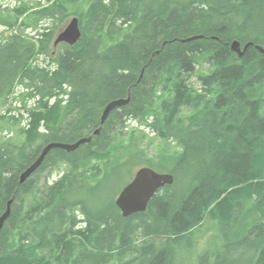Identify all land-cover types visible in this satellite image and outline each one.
<instances>
[{"label":"trees","instance_id":"1","mask_svg":"<svg viewBox=\"0 0 264 264\" xmlns=\"http://www.w3.org/2000/svg\"><path fill=\"white\" fill-rule=\"evenodd\" d=\"M39 2L22 24L78 14L82 36L57 49L52 30L0 37V103L15 86L33 100L22 140L0 141V216L13 199L0 264H264V0ZM29 8L0 11V23ZM235 40L254 44L239 57ZM148 134L159 153L142 145ZM84 137L20 181L48 143ZM143 166L174 182L124 216L116 198ZM208 220L219 242L195 254Z\"/></svg>","mask_w":264,"mask_h":264},{"label":"rangeland","instance_id":"2","mask_svg":"<svg viewBox=\"0 0 264 264\" xmlns=\"http://www.w3.org/2000/svg\"><path fill=\"white\" fill-rule=\"evenodd\" d=\"M92 2L93 0H80L78 7L79 12L86 11ZM38 3H40L39 0H0V11L3 12L5 15L13 13V9L22 4L30 5L27 14L22 16L19 19L17 25H15L13 28H9L7 25L0 23V37L2 36V34L22 32L25 34L26 37L33 38V36L37 35L39 31L52 30L54 32L52 45L54 48L57 49L58 46H54V41L57 35L68 25V23L73 17L79 18V15L73 14L67 19L63 20H60L59 14L56 19H52L50 17H43L40 20H30L29 22H32V26H25L24 24H22V21H24L25 19L29 20V18H33L34 15L32 13L36 12L37 9L41 7L37 5ZM75 10V7H73L71 11L73 12ZM34 40H37L36 36ZM42 57L43 56H41V58ZM196 77L197 76L193 77L192 80L194 81L195 85H197V87L199 88V83H197ZM23 94L24 90L22 86H15L10 98L6 102L4 101L5 103L3 101L0 103L2 104L0 105V114L5 116V118L0 117V141L13 140L16 142H20L23 138V135L21 134V127H27L29 117L28 110L32 108L31 106L33 102L32 99H25V97L22 96ZM192 114L193 113L190 109H183V116L186 115L187 117H190ZM14 115L18 117L17 120L11 118ZM137 135L140 137L139 132H137ZM148 135L149 136L146 137L145 140L142 142V145L147 148L149 154L159 153L160 149L164 146V142L153 134ZM149 143H151V145H149ZM171 148L172 150L180 149L176 146V144H173ZM135 173L136 172H134V175ZM57 176V174H54L53 177L56 178ZM194 239L197 243L195 247V254L202 252L207 247H215V242H219V233L217 230L216 223L211 220H208L202 227L196 230V233L194 234ZM194 264L198 263L195 261Z\"/></svg>","mask_w":264,"mask_h":264},{"label":"water","instance_id":"3","mask_svg":"<svg viewBox=\"0 0 264 264\" xmlns=\"http://www.w3.org/2000/svg\"><path fill=\"white\" fill-rule=\"evenodd\" d=\"M82 36L80 21L78 17H73L68 25L61 31L55 39L54 45L65 42L68 44H75ZM197 37H191V39ZM254 43L249 42L245 46L237 40L231 43V50L239 57H242L249 46ZM256 48L264 53V47L256 45ZM130 102L128 99H117L110 101L102 111V124L109 116L110 112L115 108L127 105ZM99 133V130L96 131ZM91 137L81 138L75 143L51 142L48 143L37 157V159L21 173L20 181H24L31 177L44 162L46 156L52 149L60 148L68 152L76 150L82 143H88ZM174 176L168 172H158L149 166L140 167L133 179L121 190L116 198V204L122 211L124 216H129L137 212L147 210L152 197L158 190L165 185L173 184ZM13 199L8 202L6 211L0 216V232L11 213V204Z\"/></svg>","mask_w":264,"mask_h":264},{"label":"flooded vegetation","instance_id":"4","mask_svg":"<svg viewBox=\"0 0 264 264\" xmlns=\"http://www.w3.org/2000/svg\"><path fill=\"white\" fill-rule=\"evenodd\" d=\"M55 42V41H54Z\"/></svg>","mask_w":264,"mask_h":264}]
</instances>
